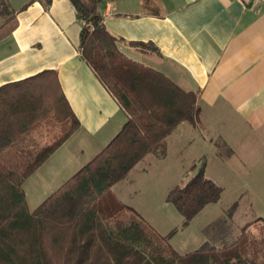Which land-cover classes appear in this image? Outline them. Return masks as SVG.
Listing matches in <instances>:
<instances>
[{
	"label": "trees",
	"instance_id": "trees-1",
	"mask_svg": "<svg viewBox=\"0 0 264 264\" xmlns=\"http://www.w3.org/2000/svg\"><path fill=\"white\" fill-rule=\"evenodd\" d=\"M40 1L45 7L51 3ZM68 1L82 23L79 56L112 94L126 121L105 147L31 210L24 181L79 122L54 70L0 86V264H261L258 257L245 254L244 241L223 248L205 242L182 255L169 244L165 247L137 219L101 213L102 199L112 185L147 154L164 157L165 140L179 124L199 123V95L119 50L125 41L106 29L100 11L103 3L113 0ZM0 15L6 23L12 19L8 0H0ZM126 43L156 51L151 42ZM51 119L64 131L42 144L34 129ZM194 165L193 175L166 195L183 225L222 193L219 185L205 178L204 162L198 168ZM170 234L162 240L166 242Z\"/></svg>",
	"mask_w": 264,
	"mask_h": 264
},
{
	"label": "crops",
	"instance_id": "crops-1",
	"mask_svg": "<svg viewBox=\"0 0 264 264\" xmlns=\"http://www.w3.org/2000/svg\"><path fill=\"white\" fill-rule=\"evenodd\" d=\"M8 2L12 19L6 23L0 15V86L54 70L79 122L27 177V205L33 210L110 142L126 115L79 56L82 23L71 2L51 0L48 7L40 0ZM100 11L106 29L125 41L119 50L126 57L198 92L202 140L210 141L221 131L218 135L231 146V158L243 164L233 170L246 171L249 179H264V4L259 0H113L103 3ZM131 41L151 42L156 51L126 43ZM185 124L192 126L178 127ZM132 169L107 191L100 205L103 215L133 219L131 214L129 219L120 216L123 206L138 212L140 205L132 197L136 191L122 182L132 181L128 178Z\"/></svg>",
	"mask_w": 264,
	"mask_h": 264
},
{
	"label": "rangeland",
	"instance_id": "rangeland-1",
	"mask_svg": "<svg viewBox=\"0 0 264 264\" xmlns=\"http://www.w3.org/2000/svg\"><path fill=\"white\" fill-rule=\"evenodd\" d=\"M199 125H181L165 140L167 155L147 154L133 167L131 176L128 175L132 181L122 182L136 191V194L132 192V197L140 208L135 212L122 205L125 211L120 216L129 219L131 214L165 247L169 244L182 255L205 242L223 248L244 241L248 247L245 254L258 257L264 264V179H249L246 171L233 170L232 167L238 169L243 164L231 158V146L225 145L218 135L221 131L215 132L212 140L205 141ZM63 131L64 128L52 119L34 129L42 144L49 143ZM203 162L205 178L219 185L222 193L216 202L205 205L187 225H183V217L172 203L166 201V195L171 188L183 184L193 175L192 165L198 168ZM258 165L263 166V163ZM23 189L27 195V179ZM29 204L30 207L35 205L32 200ZM168 234L167 241H163L162 237Z\"/></svg>",
	"mask_w": 264,
	"mask_h": 264
},
{
	"label": "built area",
	"instance_id": "built-area-1",
	"mask_svg": "<svg viewBox=\"0 0 264 264\" xmlns=\"http://www.w3.org/2000/svg\"><path fill=\"white\" fill-rule=\"evenodd\" d=\"M243 1H245V0H243ZM259 1L264 4V0H259Z\"/></svg>",
	"mask_w": 264,
	"mask_h": 264
}]
</instances>
